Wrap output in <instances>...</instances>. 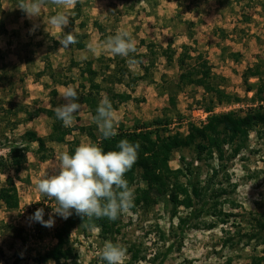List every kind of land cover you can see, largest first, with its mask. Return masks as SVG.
Masks as SVG:
<instances>
[{
	"label": "rangeland",
	"instance_id": "obj_1",
	"mask_svg": "<svg viewBox=\"0 0 264 264\" xmlns=\"http://www.w3.org/2000/svg\"><path fill=\"white\" fill-rule=\"evenodd\" d=\"M77 4L79 11L77 6L57 8L46 4L40 17L29 18L13 0H0V157H6L10 145L24 144L25 132L33 131L39 137H46L51 130L52 121L45 115L27 121L24 114H19L15 119L13 105H25L30 110L49 109L50 91L55 89L56 108L65 102L59 97L62 86L77 88L82 82L78 72L81 65L91 62L93 69L100 74L106 71L105 67L109 66V72L118 68L120 59L116 58V63L110 62L116 56L103 49L93 54L87 45L90 42L102 44L109 36L123 31L136 41L137 51L130 57L142 56L137 63L127 62L130 75L143 76V67L149 70L146 81L130 83L125 80L123 85L114 86L115 92L129 93L134 99L114 111L116 127L123 124L131 128L136 121L150 123L167 117L172 119L170 128L174 132L185 127L182 122L191 109L208 104V100L202 99L201 88L189 86L178 94L176 106L172 109L165 90L160 88L163 79L169 81L178 77L177 61L183 45L188 50L201 53L212 73L226 79L224 86L227 92L239 97V103L223 105L227 111H244L249 107L259 109V106L264 110V98L260 103L252 102L250 98L255 92L246 93L243 81L245 70L257 64H260L264 77V0H234L232 10L221 9L217 0H79ZM59 12L70 17L69 25L64 28L65 34L85 35L84 50L79 51L72 46L61 49L59 39L64 33L48 24L49 18ZM168 47L171 64L162 57V50ZM231 54H236L235 61ZM43 71L46 72L39 75ZM258 82V78L248 79V84L253 87ZM102 95L105 96L104 93ZM17 122L16 128L11 130V125ZM91 124L89 110L81 105L70 127ZM67 141H75L76 148L81 143H91L79 131H74ZM28 145V162L17 175L8 168L0 172V183L7 177L14 179L21 207L7 212L0 204V264H36L34 259L56 244L54 232L64 220L53 213L54 200L37 193L35 185L52 171V162L58 154L67 152L69 147L48 143L47 147L53 151L52 158L40 162L34 154L37 144ZM226 147L223 160L216 155L212 161L194 163L199 167L201 182L206 179L209 167L219 171L217 178L213 179L214 187H225L228 191L226 199L244 211L241 208L233 211L228 206L223 209L226 213H239L240 216L226 224L219 222L213 230L203 227L186 229L180 235L175 230L177 220L170 218L169 208L165 209L162 204L146 209L138 207L134 212L131 210L133 215L121 214L120 233L114 237V244L126 248L125 264L129 262V248L132 246L140 251V257H145L135 264H249L253 256L261 255L264 245L255 248L253 241L247 244L241 235L250 229L247 213L264 209V125L250 132L238 154L233 155L231 147ZM182 155L187 161H195L199 157L191 150L178 151L170 162L173 169L181 167L179 157ZM139 174L137 172V182L131 186L133 190L145 187L138 178ZM40 208L44 209V221L52 216L54 224L51 227L31 219ZM179 213L185 214L182 209ZM203 219L207 223L212 220L210 217ZM226 239L229 242L224 244ZM104 244L99 231L73 230L70 246L77 258L69 264H106L98 255ZM170 246L171 252L160 263ZM155 254L158 258L153 260Z\"/></svg>",
	"mask_w": 264,
	"mask_h": 264
},
{
	"label": "trees",
	"instance_id": "obj_2",
	"mask_svg": "<svg viewBox=\"0 0 264 264\" xmlns=\"http://www.w3.org/2000/svg\"><path fill=\"white\" fill-rule=\"evenodd\" d=\"M13 1L17 4L20 2V0ZM232 2L234 0H217V4L221 9L225 7L232 10ZM76 6L77 11H79V4ZM75 36L78 43L72 45V47L79 51L84 50L86 48L85 35L75 34ZM141 44H144V42L141 41ZM182 49L183 52L177 61L178 77L169 81L163 79L160 87L165 90L168 104L172 109L176 106L178 94L189 86L203 90L202 99L208 100V104L202 108L207 112L213 111L216 106H229L240 102L237 95L227 92L224 86L226 79L212 73L208 61L201 53L190 49L189 53L186 45H183ZM169 50L170 47L162 50V57L165 58L167 64L172 63V56L167 52ZM230 57L235 61L236 54H231ZM116 58L121 60L120 63L118 62L120 66L110 72L108 66L105 67L106 71H102L100 74L93 69L91 62H86L78 67L79 77L82 79V82L76 88L79 95L78 102L89 110L92 119V124L89 126L65 127L62 121L56 119L54 99L57 91L55 89L50 91L51 101L49 109L36 108L30 110L25 105H13L15 108L13 117L15 119L18 118L19 114H24L27 121L36 119L40 115H45L52 121L51 130L46 137H39L33 131L25 132L22 138L24 144L10 145L6 157H0V172L2 173L5 168H8L17 175L28 162L27 156L30 150V145L28 144L32 143L37 144L34 154L40 162H45L52 158L53 151L50 147H47L48 143L68 145L67 152L74 154L76 142L71 141L68 143L67 141V137L74 131L85 134L91 143L100 146L105 152L118 151L117 144L120 140L126 139L132 144L139 143L140 148L138 150V161L126 173L125 179L128 180L131 187L137 182L136 174L140 172L138 178L145 185L144 188L136 187L134 190L133 212L138 207L146 209L162 204L165 209L168 210L169 208L170 218L177 220L175 230L179 231L180 235H183L186 229L198 230L203 227L207 230H213L219 222L226 224V222H229L228 220L239 217V213H226L223 209L224 206H228L235 211L241 207L226 199L228 191L225 187H214L213 179L217 178L219 171L209 167L206 179L201 182L198 175L199 167L195 163L201 160L212 161L216 155L218 159L223 160L226 146L232 148L230 150L233 155L238 154L246 144L250 132L264 125V110H260L259 106V109H255L256 107L251 109L249 107L244 111L230 110L225 113L213 114L208 118L207 123L200 127L189 125L186 134L179 132L178 129L172 132L170 128L173 125L171 123L172 119L167 117L162 120L151 121L150 123L136 121L131 128H126L123 124H119L116 127L117 135L105 140L93 120L101 100L107 98L111 102L113 110L116 111L121 104L134 99L129 93L115 92L114 86L123 85L125 80L130 81V83H136L148 79L147 72L149 69L147 67H143L145 72L143 76H132L126 65L130 59L140 61L142 59L141 55H133L126 57V59L116 56L110 62H115ZM259 65L247 68L243 73V81L246 85L245 92L254 91L255 95L250 100L252 102L259 101L258 103L263 101L264 98V77ZM45 72L43 71L39 75ZM51 78L55 80L54 75H51ZM98 78H100V81H97ZM250 78H258L259 82L256 87L248 84V79ZM103 93L105 94L104 97ZM16 124L18 122L11 125V130L16 128ZM182 150L194 151L199 157L195 161H187L182 155L179 157L181 167L173 169L170 166L172 156ZM220 169L222 170L223 167ZM0 204L3 205L7 212L19 209L17 187L12 177H7L0 183ZM180 209L185 212L184 215L179 213ZM241 210L244 211L243 208ZM247 215L250 229L241 236L246 238L247 244L253 241L255 248L264 245V209L248 212ZM204 217H210L212 220L207 223L203 219ZM120 223V217L114 222L106 217L101 219L85 217L83 220L73 210V214L68 219H64L55 230L54 239L56 244L43 255L37 256L34 262L36 264H46L52 261L54 264H69V261H75L77 258L73 248L70 246V237L73 230L80 229L84 232L91 230V226L94 225L99 228L100 239L114 243V237L120 233ZM236 234L240 236L239 233ZM228 242L229 239H226L223 243L227 244ZM171 250L172 246L167 248L162 255L160 263L165 260ZM129 252L131 256L128 264H135L137 261L145 259V257H140V251L135 246L129 248ZM157 258L158 255L155 254L153 260ZM249 264H264V249L261 250V255L253 256Z\"/></svg>",
	"mask_w": 264,
	"mask_h": 264
},
{
	"label": "clouds",
	"instance_id": "obj_3",
	"mask_svg": "<svg viewBox=\"0 0 264 264\" xmlns=\"http://www.w3.org/2000/svg\"><path fill=\"white\" fill-rule=\"evenodd\" d=\"M79 0H20L17 7L24 11L29 18L40 17L42 8L46 4H53L57 8H74ZM70 23V17L63 12L51 16L48 24L54 30L64 33ZM78 43L73 32L64 33L59 39L61 49H69ZM87 48L93 54L103 49L113 56L130 57L137 51L136 41L128 32H118L109 36L102 44L90 42ZM129 63H137L130 59ZM59 97L65 102L55 108L56 119L62 121L63 126L70 127L75 122V114L80 111L79 95L73 85L62 86ZM103 139H111L117 135L115 113L111 102L104 98L96 109L93 117ZM118 151L105 152L94 143H81L74 154L62 152L52 162V171L37 181L35 191L49 200H54L56 206L53 213L63 219H68L73 210L83 220L107 218L117 220L121 214L133 215L134 190L125 179L139 158V143L132 144L122 139L117 144ZM44 209H38L31 219L40 222L45 227H51L54 220L50 215L44 221ZM91 231H99L91 226ZM106 264H125L127 250L120 244L105 242L98 253ZM49 264H54L50 261Z\"/></svg>",
	"mask_w": 264,
	"mask_h": 264
},
{
	"label": "built area",
	"instance_id": "obj_4",
	"mask_svg": "<svg viewBox=\"0 0 264 264\" xmlns=\"http://www.w3.org/2000/svg\"><path fill=\"white\" fill-rule=\"evenodd\" d=\"M227 112V110L224 108V106H216L213 111L207 112L205 111L201 106L194 107L191 109L189 115H185V119L182 122V125L185 127L178 129L181 133L186 134L187 133V127L189 125L194 126H202L207 123V120L209 117H211L213 114H220ZM175 125V124H174ZM56 206L55 202L53 203V207Z\"/></svg>",
	"mask_w": 264,
	"mask_h": 264
},
{
	"label": "crops",
	"instance_id": "obj_5",
	"mask_svg": "<svg viewBox=\"0 0 264 264\" xmlns=\"http://www.w3.org/2000/svg\"><path fill=\"white\" fill-rule=\"evenodd\" d=\"M91 116V115H90ZM92 120V119H91ZM34 144H36V143H32L31 145H34ZM21 207L19 206V209H20Z\"/></svg>",
	"mask_w": 264,
	"mask_h": 264
}]
</instances>
